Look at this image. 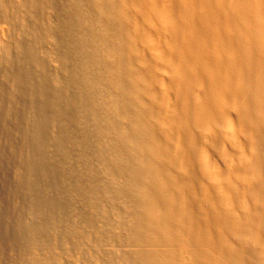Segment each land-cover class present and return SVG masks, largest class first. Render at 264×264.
Masks as SVG:
<instances>
[{"label": "bare ground", "instance_id": "obj_1", "mask_svg": "<svg viewBox=\"0 0 264 264\" xmlns=\"http://www.w3.org/2000/svg\"><path fill=\"white\" fill-rule=\"evenodd\" d=\"M94 2L123 262L264 264V0Z\"/></svg>", "mask_w": 264, "mask_h": 264}, {"label": "rangeland", "instance_id": "obj_2", "mask_svg": "<svg viewBox=\"0 0 264 264\" xmlns=\"http://www.w3.org/2000/svg\"><path fill=\"white\" fill-rule=\"evenodd\" d=\"M98 13L94 0H0V264H27L37 246L58 264L129 261L100 158L109 93L87 61L105 57Z\"/></svg>", "mask_w": 264, "mask_h": 264}]
</instances>
